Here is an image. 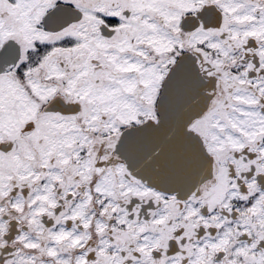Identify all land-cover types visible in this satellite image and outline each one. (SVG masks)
I'll use <instances>...</instances> for the list:
<instances>
[{"label": "flooded vegetation", "instance_id": "1", "mask_svg": "<svg viewBox=\"0 0 264 264\" xmlns=\"http://www.w3.org/2000/svg\"><path fill=\"white\" fill-rule=\"evenodd\" d=\"M60 5L79 19L46 29ZM27 23L35 38L0 39L18 49L0 72V264H264V0H54ZM182 59L210 161L185 197L119 149L158 125Z\"/></svg>", "mask_w": 264, "mask_h": 264}, {"label": "water", "instance_id": "2", "mask_svg": "<svg viewBox=\"0 0 264 264\" xmlns=\"http://www.w3.org/2000/svg\"><path fill=\"white\" fill-rule=\"evenodd\" d=\"M69 13H77L76 19L81 15L75 8L60 5L45 16L44 27L56 29L53 27L61 25V17ZM17 56V47L11 42L5 43L0 49V72L12 66ZM181 70L183 59L163 82L158 125L152 128V124H143L127 130L121 137L119 149L130 171L145 184L185 197L194 194L200 183L209 177L210 161L199 138L186 129V121L195 115V107L191 102L190 108L186 106L187 83L178 81L183 74Z\"/></svg>", "mask_w": 264, "mask_h": 264}, {"label": "rangeland", "instance_id": "3", "mask_svg": "<svg viewBox=\"0 0 264 264\" xmlns=\"http://www.w3.org/2000/svg\"><path fill=\"white\" fill-rule=\"evenodd\" d=\"M54 0H0V39L10 37L12 33L24 30L28 37L35 38L38 33L34 25L27 23L28 16L40 15ZM78 5H86L90 0H76ZM30 13V14H28ZM2 83V84H1ZM6 81L0 82V89Z\"/></svg>", "mask_w": 264, "mask_h": 264}, {"label": "bare ground", "instance_id": "4", "mask_svg": "<svg viewBox=\"0 0 264 264\" xmlns=\"http://www.w3.org/2000/svg\"><path fill=\"white\" fill-rule=\"evenodd\" d=\"M170 110H172V111H173V107H172V108H170Z\"/></svg>", "mask_w": 264, "mask_h": 264}]
</instances>
